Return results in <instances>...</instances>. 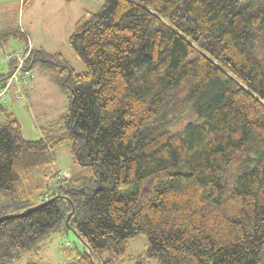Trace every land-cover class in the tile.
Listing matches in <instances>:
<instances>
[{
    "label": "trees",
    "instance_id": "trees-1",
    "mask_svg": "<svg viewBox=\"0 0 264 264\" xmlns=\"http://www.w3.org/2000/svg\"><path fill=\"white\" fill-rule=\"evenodd\" d=\"M10 37L25 69L70 94L59 133L38 140L4 106L14 86L0 102V218L62 196L0 222V264L64 232L82 247L68 264L121 262L137 235L149 264L262 263L264 0H107L68 38L79 73L28 49L20 28L0 31ZM62 146L80 170L32 203L31 171L48 172Z\"/></svg>",
    "mask_w": 264,
    "mask_h": 264
},
{
    "label": "rangeland",
    "instance_id": "rangeland-1",
    "mask_svg": "<svg viewBox=\"0 0 264 264\" xmlns=\"http://www.w3.org/2000/svg\"><path fill=\"white\" fill-rule=\"evenodd\" d=\"M105 1L107 0H0V31L20 28L28 36V45L34 46L30 50L36 48L48 54L60 53L67 64L79 73L84 70V65L68 45V38L75 22L83 14L99 11ZM22 45L13 37L0 43V75L9 71L7 54L16 52ZM30 72L31 78L23 88H15V91L23 89L25 96L18 99L15 97L4 106L18 119L23 138L38 140L49 134L59 133L70 93L68 88L53 84L37 63ZM24 88L28 90L25 91ZM53 160V166L48 172L35 169L30 173L27 188L35 191L30 199L32 203L38 201V193L45 191L47 185L53 186L55 180L51 177L55 173L61 172L69 176L80 170L64 146L54 151ZM37 188L39 192L36 191ZM38 246L37 250L24 253L11 264H68L75 257L76 251L82 250L79 239L72 232L52 234ZM62 248L70 252L69 255ZM145 250L146 239L143 235L130 238L126 242L123 260L115 264H149L142 256ZM261 264H264V250Z\"/></svg>",
    "mask_w": 264,
    "mask_h": 264
},
{
    "label": "built area",
    "instance_id": "built-area-1",
    "mask_svg": "<svg viewBox=\"0 0 264 264\" xmlns=\"http://www.w3.org/2000/svg\"><path fill=\"white\" fill-rule=\"evenodd\" d=\"M32 46L28 45V49H30ZM24 46L17 50L16 52H12L7 54V60L13 59L15 60V67L12 71V74L10 77L6 80L5 86L1 87L0 86V102L9 100L10 96V86H14L15 88H20L23 85L26 84V82L29 81V78H31V72L27 69H25L24 65L28 57V53L23 52ZM19 90V89H18ZM14 98L16 97L17 99L20 98L21 91H14ZM67 175L64 173H59L58 178L55 180V182L58 180H61L65 178ZM54 186V184H53ZM52 184L50 185V188H53Z\"/></svg>",
    "mask_w": 264,
    "mask_h": 264
},
{
    "label": "water",
    "instance_id": "water-1",
    "mask_svg": "<svg viewBox=\"0 0 264 264\" xmlns=\"http://www.w3.org/2000/svg\"><path fill=\"white\" fill-rule=\"evenodd\" d=\"M60 198H62V196H61L60 194H57V195H55V196H53V197H50V198L45 199V200H43V201H40V202H38L37 204H35V205H33V206H30V207H28V208L22 210V211L19 212V213L8 214V215H6V216H3V217L0 218V222L3 221V220H5V219L19 218V217L26 216V215H28V214H30V213H32V212H34V211H36V210H38V209H40V208L46 206V205H48V204H50V203H52V202H54V201H56V200H58V199H60ZM73 211H74V210H73V208H72L71 213H69V214L67 215V218H66V220H65V224H66V225L69 224V220H70V218H71V215H72V212H73Z\"/></svg>",
    "mask_w": 264,
    "mask_h": 264
},
{
    "label": "crops",
    "instance_id": "crops-1",
    "mask_svg": "<svg viewBox=\"0 0 264 264\" xmlns=\"http://www.w3.org/2000/svg\"><path fill=\"white\" fill-rule=\"evenodd\" d=\"M30 82H31V81H30ZM27 86H28V85H27ZM27 86H26V87H27ZM29 87H30V86H29ZM29 87H28V88H29ZM28 88H27V90H28ZM24 90L27 91L25 88H24Z\"/></svg>",
    "mask_w": 264,
    "mask_h": 264
}]
</instances>
